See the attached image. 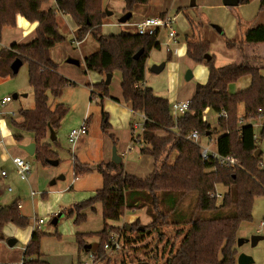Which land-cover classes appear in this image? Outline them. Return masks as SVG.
I'll return each instance as SVG.
<instances>
[{"label":"trees","instance_id":"1","mask_svg":"<svg viewBox=\"0 0 264 264\" xmlns=\"http://www.w3.org/2000/svg\"><path fill=\"white\" fill-rule=\"evenodd\" d=\"M124 1L125 14L148 4V0ZM49 2L0 0V42L4 30L17 28L19 19L35 25L32 41L0 50V78L15 77L17 74L11 66L19 59L28 66V82L34 92V108L20 110L22 121L11 122L18 132L15 140L21 142L23 134L32 136L36 147L34 158L43 168L50 167L48 160H59L46 141L50 130L58 132L69 108L59 103L52 109L49 96L58 99L67 87L75 85L59 73L58 65L51 58L52 49L66 41L60 32L61 19L57 14L60 12L70 19L78 41L82 42L89 34L98 43V49L84 58L86 72L100 76L121 75L124 103L129 104L134 113L144 116L141 134L134 136L131 129L132 144L140 143V154L154 159V170L146 179L126 173L123 162L110 161L91 168L74 160L75 179L94 170L102 178L101 188L91 197L64 210L65 216L78 226L87 221V211L95 212V206L101 205L103 229L77 234L78 250H84L87 237L95 236L99 240L95 256L101 261L106 256L105 245L111 244L115 235H120L127 245L131 244L133 235L142 241L157 234L163 242L166 232L172 229L173 242L167 240L159 264H237L239 229L242 224L253 222L255 198L264 196L262 153L255 157L264 138V126L255 140V129L248 124L264 120V66L256 57L244 56L246 46L264 44V26L249 28L240 40L224 37L226 48L238 50L243 57L240 62L217 68L210 54V43L202 39L198 24L187 17L191 34L185 40L186 57L194 64L205 65L208 77L205 83L196 85L188 111L174 118L168 100L156 96L152 88L141 86L145 82L150 53L160 48L156 37L136 32L103 35L101 27L106 18L103 0H57L56 9H46ZM260 8L264 12V0H260ZM141 50L143 53L135 59ZM206 55H211L210 61H206ZM167 61H171L170 56ZM243 80L250 81L248 88L229 91L230 85ZM91 88L90 100L99 98L104 108L110 98L108 86L101 81ZM240 105L244 106L242 118L238 115ZM207 108L218 115L216 127L202 120ZM109 120V113L103 109L101 129L104 133L111 129ZM192 132H197L202 141H211L212 136L217 135L215 150L221 155H235L240 165L227 168L203 161L201 148L186 139ZM110 137L116 145L114 137ZM220 186L227 190L218 202V198L211 195ZM188 199L191 200L188 205L192 206L183 210ZM142 210L149 217L146 224L138 219L131 225L123 224L128 213ZM8 224L18 228L29 226V219L21 214L18 201L0 209V241H4L2 231ZM45 236L46 233L38 229L33 231L24 249L22 264H50L42 259L41 240Z\"/></svg>","mask_w":264,"mask_h":264},{"label":"rangeland","instance_id":"2","mask_svg":"<svg viewBox=\"0 0 264 264\" xmlns=\"http://www.w3.org/2000/svg\"><path fill=\"white\" fill-rule=\"evenodd\" d=\"M113 2V0H103V10H106V7ZM190 3L191 0H165V6L170 12V17L173 18L174 15L177 16L173 26V29L179 34L176 41H185V32L189 33V21L187 17L189 16L193 19L192 16H194L196 12L195 8H188ZM181 6H186L188 11H191L190 14L194 15L189 14L187 16V13H182L179 10ZM234 9L237 8L225 6H222L221 8H210L207 9L208 13L205 11L204 17H207L210 13L214 14L216 20H219L222 24L225 23L224 25H221L225 30L227 28L226 23H228L231 17L230 13H232ZM110 20L115 21L114 18H110ZM130 22L131 21H128L127 25L130 24ZM111 24H113V22H111ZM109 27L111 28H103L102 32L107 35L121 33L120 26ZM185 28H188V31H185ZM125 29L128 30V28ZM60 32L65 35L66 41L56 45L52 50L51 56L60 66L61 72H63L62 74L67 75L66 77L75 83L74 86H69L64 90L58 101L69 108V112L58 130V140L56 143H53L54 150L59 154L62 162L59 166L43 168L42 164L36 161L34 156H25L26 160L32 166L31 178L34 179L35 175L37 178V184L32 185L29 181H22L19 178L16 172V167L11 158L8 160L6 159L3 162L0 160V172L1 167H4L3 170L7 174L6 177L0 176V207H7L13 202L18 201L22 205V213L29 219V226L26 228H18L12 224H8L4 227L2 231L4 241H0V253L1 255L5 253V256H2V258L7 259L10 264H20L23 258L24 247L32 236L35 223L42 219L45 224L40 226V229L38 230L46 233V236L41 240V252L46 259L52 262V264H82L81 262H87L88 264H138L145 261L149 264H152L153 262L154 264H159L167 240H170L169 243L173 242L174 232L172 229H169L166 232L163 242H160V238L157 234L145 237L142 241L138 240L137 237L133 235L132 242L130 241L131 244L128 245L126 244V240L124 241V239L121 238L120 250L109 252L108 254L106 253L104 259L97 261L95 256L99 242V240H96L97 237H87L85 239L87 242L86 245L90 250L79 251L76 243V236L79 233H95L103 229V218L100 205H96L97 212L87 211V221L81 225H74L73 219L62 215L59 216L60 221L56 223V225L53 224V217H57L59 214L62 201L76 204L91 197L95 193V190L102 186V178L97 171L91 173L87 178L79 177V179H75L72 165L74 162V154L77 152L75 149L76 146L84 140L83 145L85 148H83V151L86 155L83 158H87L94 154L91 153L94 149L100 150L102 136L112 133V131H108V134L104 133L101 129L102 111L103 109L104 111L106 110L105 106L102 108L95 100L90 101L91 93L88 84H91L92 79L99 74L95 72H88L86 74L83 61V56L94 52L98 47V43L91 35H87L83 40L82 45L79 47L76 46L73 43L74 39L71 37L70 28L63 23L62 20ZM231 35L232 33L230 32L226 33V36L230 37L229 40H240L241 38L239 34H237L238 36L234 35L233 37ZM159 39L161 41L160 49L152 50L147 60L146 81L148 86L152 88L156 96L168 100L169 103L174 100L180 101L190 98L195 91L196 85L206 82L208 77L207 67L205 65H197L191 62L186 57V52L179 53L174 59H177L176 61L171 60L168 62L167 56H170L172 59L169 50H174L175 43H168L167 35H162ZM3 40H5V37H3ZM3 45L4 44H1L0 48ZM232 51L235 52L230 55V52ZM232 51L226 48L224 41L222 44L215 45L213 47L214 53L210 50V54L214 57L215 67L219 68L229 63L236 62V58L238 57L236 53L239 51L236 49ZM247 51L250 52L249 50ZM69 57L76 58L78 63L71 66L68 65ZM250 58H254V56H250L249 59ZM161 64H165L166 66L161 74L156 75L150 72V69L153 66ZM189 70L192 71L193 78L190 81H186L185 76ZM120 78L121 75L119 73L114 76L113 85H110L109 87L110 91L116 90V83H119ZM94 83L96 84V82ZM235 85L229 87L230 92L236 90L237 87H235ZM15 94L18 96L17 99H13V95ZM23 95H28V97L23 98ZM7 96L12 98L11 103H8L5 108H1L0 106V112H4V114L1 115H5L6 122L12 117L9 112H14L16 118H19V115L17 114L20 110L34 108V92L28 82V66L26 63L20 68L15 77L0 78V101ZM243 114L244 106L240 105L238 108V115L242 118ZM86 118H88V134L80 137L78 139L80 141L77 140L71 150L72 147L67 141L68 135L72 129L80 128L85 123ZM142 120L143 119L140 121ZM114 122L112 120L111 123L114 125L117 124V126L113 129L122 131L124 126L119 125V123L124 124L126 122V115L122 113L120 116L115 117ZM257 123H260V121ZM257 123L253 122V124H256V126H254L255 133L260 137L262 128L260 129V127L257 126ZM210 124L213 127H216L217 118H211ZM216 138L217 135H213L209 143L214 142ZM51 147L53 148V146ZM260 150L263 152L261 165L264 168V138L260 141ZM129 157L131 160L137 159V154L134 148H132V153ZM87 160L88 163L92 165V162L95 159L88 158ZM61 176H65L66 179H54H59ZM53 179L56 181V185H51V182L54 181ZM72 185H74V192L72 189L68 190L71 192H67V198L63 199V193L61 191L66 188L69 189ZM8 188L12 191H9ZM217 190L223 196L227 189L220 186ZM32 191L34 192V196L31 195ZM221 199H218V202H220ZM190 201L191 200L188 199L185 202L182 206L183 210H187L189 206H192L188 205ZM72 207L73 205L70 206V208ZM252 215L253 222L250 224H242L239 229L238 239L244 240V243L241 246L238 244L236 245L237 256L239 254H245L253 259V263L251 264H264V239L259 241L255 246H252L251 242V238L254 235L264 236V227L261 228L260 226V224L264 222V196H258L255 198ZM127 216L128 218H125V223L128 225H131V222H134L136 219L142 224H146L149 221V217L144 210L128 213ZM135 216L137 217L133 220ZM9 239L17 240V243L13 248H10L7 245ZM5 247L10 248L11 253H7Z\"/></svg>","mask_w":264,"mask_h":264},{"label":"crops","instance_id":"3","mask_svg":"<svg viewBox=\"0 0 264 264\" xmlns=\"http://www.w3.org/2000/svg\"><path fill=\"white\" fill-rule=\"evenodd\" d=\"M56 1L57 0H50L46 9H56V7H57ZM113 1L114 2L110 3L106 7V10H104L106 13V18H105L104 23L101 27V31L103 28H105V29L111 28L109 26H115V27L120 26L119 28H121V32L135 33L136 32V26L139 23H141L146 17H157V16H163V15L170 17V12L168 11V9H166V6H165V0H148V4L146 6H141L138 9H136L134 12L131 13L132 17L130 19V21H131L130 24H128V25H127V23L121 24V23H119V19L123 15H125V6H126L125 1L124 0H113ZM193 1H194L195 5L193 7L191 6V3H192V0H191V3L189 4L188 8H191V9L195 8L196 9L195 15L190 14L191 11H188V8L186 6H181V8H179V10L182 13H187V16L189 14L194 15L192 17H193V20L198 24L199 33L201 34V37L204 41L210 43L212 52H213V47L215 45H219V44L223 43L224 37L230 39V37L226 36L227 32L232 33V35H231L232 37L234 35H237V34L242 36L245 33V31H247L251 27L258 26V25L264 26V13H263V10L260 8V0H244V2H241L239 0L238 6L231 7V8H237V9H234V11H232V13H230L231 17H230L228 23H226L227 28L225 30L221 26V25H224L225 23L223 22L224 24H222V22H220L219 20H216V17L214 14L210 13L207 15V17L206 16L204 17L205 11L207 12V9L221 8L222 6H224L222 0H193ZM107 12H109L110 14L107 15ZM58 16L60 17L62 22L65 23L70 28L71 37L73 39H75L76 38V30L73 27V25L71 24L70 19L64 14H59ZM110 18H114L115 21H111ZM172 19L174 20V24H175L177 16L174 15V17ZM111 22H113V24H111ZM117 24H120V25H117ZM121 25H122V27H121ZM125 28H128V30ZM185 31H188V28H185ZM186 33H188V32H185V40H186V37L191 34L190 24H189V33L188 34H186ZM102 34L105 36H109L107 34H104L103 32H102ZM176 34H177V38H178L179 34L178 33H176ZM115 35H117V34H115ZM34 36H35V25L29 24V23L25 22L23 19H19V25L17 28H15V29L7 28L4 30L3 37H5V40L2 39V41L0 42V45L4 44L0 48V50L3 48H9L12 44L28 43V42H30V39H31V41L34 39ZM158 42L160 43V46H161V41L158 40ZM82 43H83V41H82ZM82 43L80 44V46L82 45ZM175 48L177 49V54L173 53L174 50L173 51L169 50V53L172 56L171 60H174L175 57H177L179 55V53L185 52V41H183V40L178 41V43L174 45V49ZM97 49H98V47L96 48V50ZM96 50H94V51H96ZM247 50H249L250 52H248ZM230 51H232V50H230ZM245 51H246L245 56L256 57L259 60V63L264 66V44H260L257 46L248 45V47L245 49ZM233 52H235V51L230 52V55ZM51 53H52V51H51ZM236 54L238 56L236 58V62L242 61V55L239 52ZM85 56L86 55L83 56V61H84ZM51 58H52V56H51ZM52 60H53V58H52ZM68 60H73L76 63H78V60L76 58L69 57ZM176 60H174V61H176ZM68 65L71 66L74 64L68 62ZM146 65H147V63H146ZM58 71L62 76H64V77L67 76L65 74H62L63 72H61V68L59 65H58ZM87 73L88 72H86V74ZM115 75H117V73H114L112 75L110 84L108 85L110 98L107 99V101L105 103V109H106L105 111L107 113H109V116H110L111 130H109V131H112V133L108 132L109 133V134L107 133L108 135H103L100 150L94 149L91 152L92 154L93 153L94 154L87 157V158H83L86 155V153H84V151H83V148H85V146L83 145L84 140H82L75 148L77 152H75V154H74V160L76 159L81 164H84V165L89 166L91 168H96L97 165L101 162L102 163H108L111 161L112 151L115 148L117 154L122 158V162L124 163V168H125L126 173H128L130 175H134V176L139 177L141 179H146L151 175V173L154 170V159L150 156L140 154V148L142 146H140V143L135 144L133 146L132 140H131V133H132L131 129L133 130L134 136H138L140 134V132L138 130H135L133 128V126L135 123H142V121H140V120L143 119L144 116L134 113L132 111L131 106L129 104L124 103L123 94H122V90H121V78L119 80V83H116V87H117L116 90L110 91L109 87H110V85L111 86L113 85V82H114L113 79H114ZM101 81L105 82V75L104 76L97 75V77L92 79V83L88 84V87L90 88V93L93 91L91 86L95 84L94 82H96V84H97ZM145 82H146V86H148L147 81H146V75H145ZM249 84H250L249 80H243L241 82L236 83V85L235 84H232V85H235V87H237L236 90H234V92H239L243 89L248 88ZM234 92H232V93H234ZM27 97H28V95H26V96L23 95V98H27ZM191 97L187 98V99H191ZM187 99H183V100H187ZM59 100H60V98H58V99L52 98V100H51V96H49V103H50V106L52 109H54L55 106L57 104H59V102H58ZM94 100L96 101L97 104H99V102H100L99 98H94L93 100H90V101H94ZM31 109H27V110H31ZM122 113L126 115V122L124 124L119 123V125H123L124 129L122 131H119L117 129H113L114 127L117 126V124L116 125L112 124L111 123L112 120L114 122L115 117L120 116ZM17 115H19V113ZM87 119L88 118H86L85 121ZM12 121L21 122L22 118L20 115H19V118H16V116L15 117L13 116V117H11V119L8 122H6L5 121V115H0V152H1L0 153V160H1V162H3L6 159L8 160L10 158H13V157H21L23 159H26L25 156H27L28 154L22 149V147L28 146V145L34 143L32 136H30L28 134H23L22 135L23 140L21 142H17L15 140L14 136H15V134H18V132L12 126V124H11ZM258 121H260V123H257ZM253 122H256L258 124L257 126H259L260 129L264 126V120H262V119H259L256 121H250L248 124H250L254 127V126H256V124H253ZM9 124H10V126H9ZM242 124H244V123L242 122L241 125ZM128 125H129V128H128ZM87 129H88V127H87ZM254 129H255V127H254ZM50 136L51 135L49 134V137H48L46 142L48 144H50L51 146H53L52 149H53V151H55L53 143L54 142L56 143L58 140V132L55 133L56 139L54 141H52L50 139ZM110 136L114 137V139L116 140V145L113 143ZM78 141H80V140H78ZM215 141H214V143H215ZM132 148L135 149V152L137 154L136 160H131L129 157L132 153ZM261 153L263 154L262 151L260 152V154ZM58 158H59L58 161H60V163H59V165H60L62 160L59 157V154H58ZM88 158L89 159H95V160H93L92 165H90L88 163V160H87ZM262 168H263V166H262ZM3 169H4V167H1V171ZM93 172H95V170ZM90 174H87V175L80 177V178H87ZM54 179L55 180H61V179H57V178H54ZM65 179H66V177L64 176L63 180H65ZM77 179H79V178H77ZM28 181L32 185L37 184L36 175H35L34 179H32L31 174H30ZM56 184H57L56 182H55V184H52V182H51V185H56ZM73 187H74V185L70 186L69 189L66 188V189H63L61 191L63 193L62 194L63 199L67 198L66 197L67 192H71L68 190H70V189L73 190ZM8 189H10V188H8ZM9 191H12V190L10 189ZM73 192H74V190H73ZM31 195L34 196L33 191L31 192ZM19 204L21 206L19 208L21 211V214L23 216H25L22 213V205H21V203H19ZM72 205H74V203L71 204L70 202L68 203V201H66V202L62 201V204H61L60 210H59V214L57 215V217L56 216L53 217L54 218V220H53L54 225H56V223H58L60 221V217H59L60 215L65 216L64 210L69 209L70 206H72ZM97 205H100V204H97ZM1 208H3V207H0V209ZM95 212H97V211L95 210ZM25 217H27V216H25ZM136 217L137 216H135L133 220H135ZM125 218L127 219L128 216L126 215L124 217L123 224L125 223ZM131 223H133V222H131ZM44 224L45 223L39 225L36 222L35 227L33 228V231H35L36 229H40V226H42ZM89 233H91V232H89ZM79 234H82V233H79ZM96 240L98 241V238H96ZM86 244H87V242H86ZM25 247H24V249H25ZM5 249H6L7 253H11L10 248L5 247ZM84 250L88 251L90 249H88L87 245H85ZM42 255H43V253H42ZM2 256H5V253L2 255L0 253V264H10L7 261V259H3ZM42 259L46 260L50 264H52V262L50 260L46 259L44 257V255L42 256ZM81 263H84V262H81Z\"/></svg>","mask_w":264,"mask_h":264},{"label":"built area","instance_id":"4","mask_svg":"<svg viewBox=\"0 0 264 264\" xmlns=\"http://www.w3.org/2000/svg\"><path fill=\"white\" fill-rule=\"evenodd\" d=\"M57 14H63L60 12H57ZM174 25V20L172 18H169L167 16H157V17H146L141 23H139L136 26V33L142 36H152L156 37L157 40H160V36L162 35H167L168 37V43L174 42L175 44L178 43L176 41L177 39V34L176 31L173 29ZM73 43L76 46H80L82 42L78 41L76 38L73 40ZM173 53L177 54V49L175 48ZM146 74V72H145ZM141 86L143 88L146 86V82L142 83ZM12 101L11 97H5L1 100L0 106L1 108H5V106ZM189 104H190V99L187 100H174L170 103L171 106V112L174 118H177L179 116H183L189 109ZM4 114V112H0V115ZM9 114L13 117L15 116L14 112H9ZM211 118H218V115H215L210 112L209 108L204 110L202 120L204 123H210ZM143 123H144V117L142 120V123H135L133 128L135 130H138L141 134L143 131ZM87 123H85L78 129H72L71 132L68 135L67 141L69 145L72 147L71 150L73 149L76 141L84 136L87 135L88 129H87ZM188 141H191L192 143L198 145L201 148V158L203 161L207 162H214L217 163L219 166L223 167H237L240 165L239 160L235 155H221L219 154L215 148H214V142L209 143L208 140L202 141L200 135L197 132H192L189 136L186 137ZM254 139L257 140L258 136L255 135ZM14 166L16 167V172L19 176V178L22 181H28L29 176L32 171V166L31 164L26 160L21 157H13L11 158ZM1 177H6L7 174L4 170L0 172ZM10 190V189H9ZM212 197H216L218 199L222 198V194L219 193V191L213 193L211 195ZM20 204H18V208H20ZM37 223L39 225L43 224L44 221L42 219L38 220ZM261 227H264V222L260 224ZM121 236L120 235H115L114 239L111 244L105 245V250L106 253L108 254L109 252H114L118 251L121 249ZM22 264V261L21 263ZM82 264H88L87 262H84Z\"/></svg>","mask_w":264,"mask_h":264},{"label":"water","instance_id":"5","mask_svg":"<svg viewBox=\"0 0 264 264\" xmlns=\"http://www.w3.org/2000/svg\"><path fill=\"white\" fill-rule=\"evenodd\" d=\"M224 6L226 7H236L238 6L239 4V0H222ZM195 4H194V1L192 0V3H191V6L193 7ZM110 13L107 12V15H109ZM132 17V14L131 13H126L125 15H123L120 19H119V23L121 24H125L127 23L128 21H130ZM143 53V50H141L139 53H137L135 55V59H138L141 54ZM206 58V61H210L211 60V55H206L205 56ZM69 63H72V64H75L76 62L73 61V60H68ZM23 63L22 61H20L19 59H17L11 66V69L13 71L14 74H18L20 68L22 67ZM165 64H161V65H156V66H153L150 71L151 73L153 74H156V75H159L161 74L164 69H165ZM111 77L112 75L111 74H107L105 75V84L108 86L110 84V81H111ZM193 78V74L192 72L189 70L187 71L186 73V76H185V79L186 81H190L191 79ZM26 96V95H24ZM17 95H13V99H17ZM50 139L52 141H54L56 139L55 137V132L50 130ZM35 144L32 143L28 146H24L22 147V149L29 155V156H34L35 154ZM260 150H258L256 153H255V157H259V154H260ZM111 161L116 163V164H119L122 162V158L117 154L116 152V149L114 148L113 151H112V156H111ZM48 163L50 166H58L59 165V161L58 160H48ZM59 179L63 180L64 179V176H61L59 177ZM55 180L52 182V184H55ZM264 239V236H260V235H254L252 236L251 238V242H252V246H255L257 245V243L261 240ZM17 241L15 239H9L7 241V245L10 247V248H13L15 245H16ZM244 243V240L242 239H237V244L239 246H241L242 244ZM253 263V259L245 254H239L238 257H237V264H251ZM138 264H149V263H138Z\"/></svg>","mask_w":264,"mask_h":264}]
</instances>
